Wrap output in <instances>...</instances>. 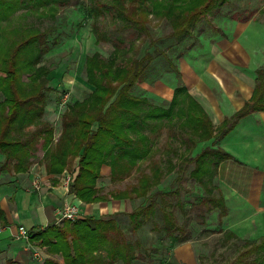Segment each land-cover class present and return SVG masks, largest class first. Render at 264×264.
I'll use <instances>...</instances> for the list:
<instances>
[{"label": "trees", "instance_id": "trees-1", "mask_svg": "<svg viewBox=\"0 0 264 264\" xmlns=\"http://www.w3.org/2000/svg\"><path fill=\"white\" fill-rule=\"evenodd\" d=\"M239 1L88 0L81 11L91 19L90 31L95 36V44L112 42L113 49L108 58L98 51L85 57L86 82L93 89L66 106L61 114V131L54 140V126L44 119L50 68L42 60L60 44L62 31L55 24L44 28L27 24L5 28L1 22L21 6H28L40 18H49L55 23L58 9L69 0H0V155L3 156L0 176L27 172L40 147L43 150L40 162L46 174L53 175V185L58 183L57 176L71 170L76 160L77 169L68 192L79 201L143 199V203L125 213L133 232L146 222L154 223L160 215L164 235L172 243L183 242L180 235L184 227L178 223L174 206L184 213L187 204L179 195L186 180L203 188L204 194L196 201L206 206L208 214L217 210L218 217H226L227 207L217 184H213V177L217 164L231 155L214 144L241 116L264 110V66L256 70L251 98L232 118L217 127L181 84L174 88L166 105H154L147 96H138L132 91L141 83L153 84L164 73L173 72L179 77V61L197 46L199 35L223 34L219 18L246 21L254 16L255 9L248 10ZM103 18H108L118 29L133 27L141 31L148 39L146 50L140 55L129 54L133 48L125 47L120 35L113 38L99 25ZM153 18L167 21L170 30L153 36L149 30ZM174 125L186 134L185 138L178 134L184 145L182 151L172 146L159 150L154 133L167 128V137L171 138ZM211 138L212 146L191 155L198 142ZM158 151L166 154L165 171L161 156H156ZM171 153L176 154V163ZM103 165L109 167L111 183L131 176L136 181L124 189L102 192L97 182ZM171 173L175 174L169 189L157 188ZM6 182L0 181V185ZM116 216L88 215L44 228L33 226L28 229V239L60 256L59 260L45 259L44 264H115L119 261L134 264L137 243L127 237ZM0 222L4 223L1 209ZM153 228L159 227L154 224ZM225 234V240L231 235L244 246L227 264H264V235L249 240L229 229Z\"/></svg>", "mask_w": 264, "mask_h": 264}, {"label": "crops", "instance_id": "crops-1", "mask_svg": "<svg viewBox=\"0 0 264 264\" xmlns=\"http://www.w3.org/2000/svg\"><path fill=\"white\" fill-rule=\"evenodd\" d=\"M221 28L223 34L213 37L203 52L188 53L180 59V76L175 74L177 83L169 98L177 85L185 86L214 127L244 107L254 91L256 70L264 65V19L229 18ZM143 84L147 83L139 85ZM212 141L213 138L201 141L196 146H209ZM214 146L231 155L217 164L216 173L228 211L226 217L233 221L229 229L240 237L257 239L264 235V110L241 116ZM42 155L43 150L26 172V178L20 174L12 177V182L0 185V209L4 214V223L0 222V264L59 260V255H48L29 239L18 237L17 228H44L56 222L58 207L70 202L85 204L66 192L62 183L53 185V175L46 174L39 162ZM34 180L38 181L37 188ZM243 221L251 226L240 224Z\"/></svg>", "mask_w": 264, "mask_h": 264}, {"label": "rangeland", "instance_id": "rangeland-1", "mask_svg": "<svg viewBox=\"0 0 264 264\" xmlns=\"http://www.w3.org/2000/svg\"><path fill=\"white\" fill-rule=\"evenodd\" d=\"M87 2L88 0H69L68 4L58 9L55 23L49 18H40L37 13L28 6H21L11 14L9 19L1 22L5 28H11L21 24L44 28L49 24H55L59 25L58 31H62L60 44L45 54L42 60V63L50 68L47 83L50 89L48 88L49 90L47 92L48 99L44 119L54 126V140L58 138L61 131V114L66 109V106L75 100L82 99L93 89V87L86 82L85 57L94 51H98L103 57L108 58L113 49L112 42L95 44V36L90 31L91 19L85 17L83 11H81L82 5ZM239 3L242 7H247L248 10L253 11L255 9L253 15L264 19V0H240ZM219 19L220 26L229 22L228 17ZM99 25L109 31L113 38L117 34L120 35L123 38L124 46H131L133 48L129 52L131 55H140L148 47V39L141 31L133 27L118 29V26L111 24L108 18H103V20L99 22ZM149 30L150 33L156 37L166 34L170 30V27L167 21L153 18L149 23ZM213 37L214 36L207 34L199 35V43L197 46L188 51L184 56H187L188 53L195 54L203 52ZM203 56L204 55H200V57ZM176 83L177 78L175 73H164L153 85H136L132 92L138 96H147L154 105H166L169 101L172 88ZM170 133L173 134L171 138L167 137V128L154 133L155 146H157L159 150H162L166 146H172L173 149L182 151L184 145L180 143V136L178 135L182 134L181 128L174 125ZM182 135L185 138L186 134ZM208 145L212 146V144L209 143ZM204 147L206 146H196L194 150H192L191 155L194 156ZM41 151L42 149L39 147L33 156L34 162L37 161ZM158 152L156 156H161L162 168L165 171L167 163L166 154ZM171 158L174 163L177 162L176 154L173 155V153H171ZM1 160H3V156L0 155V161ZM180 161L179 159L178 162ZM73 164L71 170L67 172L64 171L57 176V184L63 183L66 173H70L72 176L76 173V160ZM100 172L101 177L98 179L97 186L102 192L124 189L125 186L136 181V178L131 176L121 182L111 183L109 179V167L106 165L101 167ZM20 174H25L23 178H26L24 177L26 176V172L5 174L0 176V181L12 182L10 181L11 178L18 175L20 176ZM174 174L175 173H171L165 176L157 188L165 191L168 190L169 183L174 177ZM22 183H24V181ZM213 184H217L216 176L213 177ZM24 185H26V181L23 186ZM214 191L216 193L217 188ZM203 194L204 190L200 185L188 180L183 183L179 199L187 204L184 213L179 210L177 205L174 206L178 223L184 227V232L180 235L184 241L180 243H172V241L164 235V232L161 230L162 218L160 215L155 217L154 223L150 221L146 222L136 232L130 229L125 213L143 203V199L134 198L125 201L110 200L107 202L85 203L84 206H80L77 203L73 204L79 207L80 217L89 215L108 218L112 216L113 213L117 214L116 218L123 226L127 237L134 243H137L134 252L136 256L134 264H227L244 246L242 241L235 239V237L231 235L230 237H226L227 240H225V232L228 231L229 226L232 227L233 224L232 217L231 219L230 217L220 218L218 217L217 210L208 214L206 212V206L200 205L196 201V198ZM174 200L173 198L171 199L172 202ZM154 224H157L159 228H153ZM240 224L251 226L250 222L246 221L240 222ZM248 245L246 247H248ZM41 248L48 255H57L51 253L46 248ZM252 256L253 255L250 257ZM115 264L122 263L119 261Z\"/></svg>", "mask_w": 264, "mask_h": 264}, {"label": "built area", "instance_id": "built-area-1", "mask_svg": "<svg viewBox=\"0 0 264 264\" xmlns=\"http://www.w3.org/2000/svg\"><path fill=\"white\" fill-rule=\"evenodd\" d=\"M72 175L70 173H66L63 179V187L68 191L69 184L71 183ZM33 186L35 188L38 187V181L34 180ZM80 217L79 207L73 203H67L61 207L56 209V223L62 220H70L73 221ZM18 237L27 238L28 239V229L22 225L18 226Z\"/></svg>", "mask_w": 264, "mask_h": 264}]
</instances>
